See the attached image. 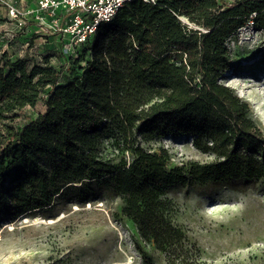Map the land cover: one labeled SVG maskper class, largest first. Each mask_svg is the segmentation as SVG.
<instances>
[{
	"label": "trees",
	"instance_id": "trees-1",
	"mask_svg": "<svg viewBox=\"0 0 264 264\" xmlns=\"http://www.w3.org/2000/svg\"><path fill=\"white\" fill-rule=\"evenodd\" d=\"M246 25L264 36V0H130L57 67L51 54L38 62L3 50L0 223L101 181L168 263L189 254V264L196 262L170 219L166 189L264 180V132L247 103L220 82L229 67L227 42ZM40 100L43 112L14 122ZM166 134H190L196 148L217 159L169 166L164 150L143 146Z\"/></svg>",
	"mask_w": 264,
	"mask_h": 264
},
{
	"label": "rangeland",
	"instance_id": "rangeland-1",
	"mask_svg": "<svg viewBox=\"0 0 264 264\" xmlns=\"http://www.w3.org/2000/svg\"><path fill=\"white\" fill-rule=\"evenodd\" d=\"M6 12L0 2V53L4 50L14 58L26 52L40 61L39 53L45 54L54 43L50 62L59 66L63 53L59 39H48L54 35L50 31L31 36L38 25L35 21L20 27ZM227 45L229 67L220 82L236 95L239 89L250 93L251 102L239 98L264 132V79L255 72L264 68V36L246 25ZM44 109L40 100L34 107H25L14 122L23 123L25 117ZM103 146V154L110 155L111 149L105 142ZM143 146L164 150L169 166L187 168L192 162L217 159L214 153L196 148L190 134H166ZM166 196L173 203L171 221L183 229L196 254L192 264H264L263 179L176 183L166 189ZM121 206V197L109 185L92 181L85 190L69 189L48 209L5 219L0 223V264H171L138 235L134 224L121 214ZM190 258L191 254L173 264H189Z\"/></svg>",
	"mask_w": 264,
	"mask_h": 264
},
{
	"label": "built area",
	"instance_id": "built-area-1",
	"mask_svg": "<svg viewBox=\"0 0 264 264\" xmlns=\"http://www.w3.org/2000/svg\"><path fill=\"white\" fill-rule=\"evenodd\" d=\"M127 1L130 0H0L5 6L7 17L16 21L20 27H27L30 20L38 24L31 29V36L48 31L49 35L54 34L48 39H59V47L62 45L63 50L62 60H66L75 46L86 41L100 22L111 19ZM143 1L154 3L156 0ZM29 42L27 40L26 44L31 48ZM50 44L45 54L39 53L38 62H42L43 55H54V43Z\"/></svg>",
	"mask_w": 264,
	"mask_h": 264
},
{
	"label": "bare ground",
	"instance_id": "bare-ground-1",
	"mask_svg": "<svg viewBox=\"0 0 264 264\" xmlns=\"http://www.w3.org/2000/svg\"><path fill=\"white\" fill-rule=\"evenodd\" d=\"M255 72H257V76L259 79H264V68L260 69L259 71H255ZM229 85H232L235 89H238V87L234 86L232 82H229ZM238 95L240 98H243L249 102L253 100L250 93H246V91H244L243 89L238 90Z\"/></svg>",
	"mask_w": 264,
	"mask_h": 264
},
{
	"label": "water",
	"instance_id": "water-1",
	"mask_svg": "<svg viewBox=\"0 0 264 264\" xmlns=\"http://www.w3.org/2000/svg\"><path fill=\"white\" fill-rule=\"evenodd\" d=\"M181 21L182 22H186L187 23V20L185 19V17H180ZM239 97V95H237Z\"/></svg>",
	"mask_w": 264,
	"mask_h": 264
}]
</instances>
